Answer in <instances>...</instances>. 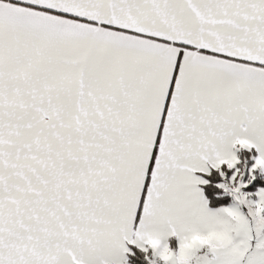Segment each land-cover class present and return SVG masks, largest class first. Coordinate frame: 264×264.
<instances>
[{
	"label": "snow or ice",
	"instance_id": "1",
	"mask_svg": "<svg viewBox=\"0 0 264 264\" xmlns=\"http://www.w3.org/2000/svg\"><path fill=\"white\" fill-rule=\"evenodd\" d=\"M0 264H264V0H0Z\"/></svg>",
	"mask_w": 264,
	"mask_h": 264
}]
</instances>
